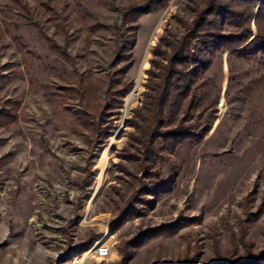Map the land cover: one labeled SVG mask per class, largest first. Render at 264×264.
I'll return each instance as SVG.
<instances>
[{
  "label": "rangeland",
  "instance_id": "374dc122",
  "mask_svg": "<svg viewBox=\"0 0 264 264\" xmlns=\"http://www.w3.org/2000/svg\"><path fill=\"white\" fill-rule=\"evenodd\" d=\"M111 2L143 0H0V264H228L260 255L264 66L215 53L194 81L204 95L184 123L202 137L160 148V177L143 176L128 153L139 146L136 109L152 51L161 36L183 33L202 0H169L143 16L130 57L116 63ZM251 30L250 40L253 22ZM125 86L105 139L97 132L109 123L98 114ZM140 178L166 184L139 195L136 216L128 203ZM102 243L110 255L99 259Z\"/></svg>",
  "mask_w": 264,
  "mask_h": 264
},
{
  "label": "trees",
  "instance_id": "16d2710c",
  "mask_svg": "<svg viewBox=\"0 0 264 264\" xmlns=\"http://www.w3.org/2000/svg\"><path fill=\"white\" fill-rule=\"evenodd\" d=\"M168 2L169 0H143L140 4L125 7L110 3V10L117 14V21L110 26L118 41L114 63L130 57L129 51L133 50L137 42L139 20L163 10ZM24 7L29 11V7ZM252 22L255 24L256 34L250 40L253 35ZM183 25L184 31L179 37L159 38L152 51L154 57L151 69L148 70L142 105L136 109L137 117L144 124L135 121L139 134L134 135L133 139L139 146H136L134 153H128V156L139 162L140 174L143 176L160 177V170L156 168V163L162 157L160 148L173 152L179 146L202 137L203 129L193 130L184 123L190 110L198 105L204 95L202 92L197 93L203 82L195 85L194 81L207 69L215 53L233 50L234 55L264 66V0H202V4L194 8L190 22ZM40 33L51 45H56L41 29ZM130 65L131 62L127 67ZM63 89L75 92L78 96L82 93L74 87ZM126 89L127 86L110 94V102L104 104L98 114L99 121H108L109 124L103 132L99 129L97 135L103 133L107 139L112 133L113 125L110 123L122 106L121 98ZM197 100L199 101L196 102ZM179 114L182 115L181 118L172 126ZM165 184V181L158 180L149 185L140 178L128 209H133L136 216L142 215V208L136 205L139 195L145 193L154 197ZM147 202L150 205L153 203L151 200ZM226 260L228 264H264V251L260 255L250 254L243 261Z\"/></svg>",
  "mask_w": 264,
  "mask_h": 264
},
{
  "label": "built area",
  "instance_id": "2783aa9c",
  "mask_svg": "<svg viewBox=\"0 0 264 264\" xmlns=\"http://www.w3.org/2000/svg\"><path fill=\"white\" fill-rule=\"evenodd\" d=\"M110 255V247L106 243L98 244L95 247V256L99 259H104Z\"/></svg>",
  "mask_w": 264,
  "mask_h": 264
}]
</instances>
